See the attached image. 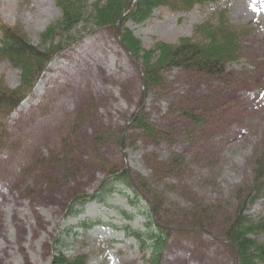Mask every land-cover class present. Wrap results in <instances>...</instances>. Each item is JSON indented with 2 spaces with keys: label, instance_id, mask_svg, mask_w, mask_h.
I'll return each instance as SVG.
<instances>
[{
  "label": "rangeland",
  "instance_id": "1",
  "mask_svg": "<svg viewBox=\"0 0 264 264\" xmlns=\"http://www.w3.org/2000/svg\"><path fill=\"white\" fill-rule=\"evenodd\" d=\"M99 2L88 0L86 22L57 30L44 43L42 35L62 17L54 0H0V24L22 30L39 51L78 40L53 61L65 70L8 125L7 149L0 152V264H52L60 236L66 256H87L89 264H147L155 253L159 264H236L226 232L249 198L255 162L264 154V0L218 6L228 8L234 26L252 29L243 58L226 76L173 69L162 74L163 86L146 91L120 37L94 27L90 16ZM215 10L160 9L125 28L150 50L192 37ZM20 76L0 62V86L18 90ZM142 116L156 131L152 137L133 126ZM119 169H127L142 196L114 186L109 207L90 204L68 217L77 195L96 194L108 172ZM150 206L152 223L168 228V236L154 227L147 233ZM245 215L264 217L263 201L247 206ZM84 223L95 229L81 232ZM76 227L79 235L66 237ZM126 228L147 239L148 251Z\"/></svg>",
  "mask_w": 264,
  "mask_h": 264
},
{
  "label": "trees",
  "instance_id": "2",
  "mask_svg": "<svg viewBox=\"0 0 264 264\" xmlns=\"http://www.w3.org/2000/svg\"><path fill=\"white\" fill-rule=\"evenodd\" d=\"M100 0L94 6L93 15L90 16L94 27L98 30H112L117 36V24L123 13L125 18L122 22V40L128 51L138 61L139 67L144 75L148 90L161 87L164 84L162 74L164 71L181 69L189 73H200L211 77H224L227 75V68L233 63L240 61L244 54V43L251 36L252 29L248 26H234L228 16V8H219L223 0ZM88 0H54L55 6L60 10L62 17L50 26L42 35L41 39L47 43L55 37V31L68 32L81 21L86 22L85 16ZM217 7L212 20H209L196 27L193 36L183 38L176 44L157 43L153 49L146 50L134 35L125 28L128 22L142 25L149 21L154 13L160 9H167L177 14H189L197 7L207 8ZM2 35L0 47V62H6L12 68L21 71V87L18 90H10L0 86V151L7 148V132L10 118L18 110L20 105L29 97L37 86L39 80L46 72L49 65L63 51L75 45L78 40L69 38L65 45L52 47L49 51L41 52L30 45L27 35L20 29L12 28L0 24ZM185 117L194 121L197 125L203 121L196 114L187 112ZM135 126L141 132L152 137L156 134L147 121V117L142 116L133 120ZM165 137V134H164ZM120 143V142H119ZM124 186L132 190L135 194H141L134 179H131L127 169L109 171L106 181L100 186L96 194L86 196H76L71 204L68 217L80 214L89 202L96 201L108 205L109 195L117 193L112 190L114 186ZM108 196V198H107ZM130 205H133L132 198L124 196ZM147 201V200H146ZM263 201L264 206V154L255 162L254 186L249 198L242 203L229 230L226 232V240L231 247L235 248L236 264H264V217L250 219L245 215L247 206L252 203ZM109 206V205H108ZM151 213H146V228L148 232L154 230L168 236L170 230L152 223L151 215L153 206H150ZM84 229L87 226L82 225ZM125 229L127 234L136 239L142 245V252L148 251V241L145 240L137 230ZM68 230L65 234H70ZM263 241H260V238ZM60 236L56 241V256L52 264H87V257L68 258L60 250L66 247ZM161 241H162V237ZM158 243L156 246H159ZM154 254V253H153ZM160 256L155 253L151 261L147 264H159Z\"/></svg>",
  "mask_w": 264,
  "mask_h": 264
},
{
  "label": "bare ground",
  "instance_id": "3",
  "mask_svg": "<svg viewBox=\"0 0 264 264\" xmlns=\"http://www.w3.org/2000/svg\"><path fill=\"white\" fill-rule=\"evenodd\" d=\"M84 47H85V44H84ZM86 48H88V45H87ZM64 70L65 69L64 68H61V66L59 65V61H58V63L55 66H52V69L50 68V70L48 71V73L43 77V80H42L41 84L39 85V87L35 91L34 96H33V100L39 99L42 96V93L44 92V90L46 89V87L51 82H53L56 79V75L55 74L58 71H64ZM31 102L32 101H30L29 104Z\"/></svg>",
  "mask_w": 264,
  "mask_h": 264
},
{
  "label": "water",
  "instance_id": "4",
  "mask_svg": "<svg viewBox=\"0 0 264 264\" xmlns=\"http://www.w3.org/2000/svg\"><path fill=\"white\" fill-rule=\"evenodd\" d=\"M118 32H119V33L121 32V23L118 25ZM121 45L125 48L123 42H121ZM131 59L133 60V62H134V64L136 65L137 69L139 70V68H138V66H137V64H136V62H135V60H134V58L131 57ZM142 82H143V84L145 85V81H144L143 78H142Z\"/></svg>",
  "mask_w": 264,
  "mask_h": 264
}]
</instances>
